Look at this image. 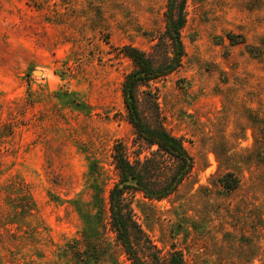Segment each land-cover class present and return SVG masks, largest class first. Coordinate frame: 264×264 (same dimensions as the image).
Listing matches in <instances>:
<instances>
[{
	"label": "rangeland",
	"instance_id": "1",
	"mask_svg": "<svg viewBox=\"0 0 264 264\" xmlns=\"http://www.w3.org/2000/svg\"><path fill=\"white\" fill-rule=\"evenodd\" d=\"M166 4L0 0V264H131L109 224L113 147L155 148L127 121L123 47L164 63ZM181 39L180 66L141 88L139 110L193 166L166 199L127 194L133 219L160 257L264 264V0H186Z\"/></svg>",
	"mask_w": 264,
	"mask_h": 264
},
{
	"label": "trees",
	"instance_id": "2",
	"mask_svg": "<svg viewBox=\"0 0 264 264\" xmlns=\"http://www.w3.org/2000/svg\"><path fill=\"white\" fill-rule=\"evenodd\" d=\"M186 0H167L164 31L155 44L157 53H164V63L156 64L153 58L137 48L123 47V54L132 62L133 69L125 76L122 96L127 121L133 127L136 142L150 151L149 156L133 158L122 144L113 147V164L118 182L108 194L109 224L116 241L131 264H184L182 254L172 248L167 258L147 239L133 219L127 194L140 192L149 200L161 201L173 194L189 175L193 162L180 138L168 133L162 124L145 122L139 110L141 88L149 82L174 72L184 56L181 31L185 24ZM143 150V149H141ZM220 186L227 192L236 190L239 180L234 173L220 178Z\"/></svg>",
	"mask_w": 264,
	"mask_h": 264
},
{
	"label": "water",
	"instance_id": "3",
	"mask_svg": "<svg viewBox=\"0 0 264 264\" xmlns=\"http://www.w3.org/2000/svg\"><path fill=\"white\" fill-rule=\"evenodd\" d=\"M37 74H40V73H38V72H34V75H37Z\"/></svg>",
	"mask_w": 264,
	"mask_h": 264
}]
</instances>
